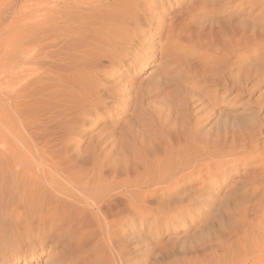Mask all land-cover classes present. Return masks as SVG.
<instances>
[{
    "label": "bare ground",
    "instance_id": "1",
    "mask_svg": "<svg viewBox=\"0 0 264 264\" xmlns=\"http://www.w3.org/2000/svg\"><path fill=\"white\" fill-rule=\"evenodd\" d=\"M260 1L261 6L259 2L251 6L252 13L256 6L261 8L250 21L263 36L264 0ZM244 10L239 8L237 0H52L44 6L42 20L36 18L34 8L30 24L19 21L13 25L8 41L0 38L2 51L11 59L9 68L20 70L9 72V81L21 83L27 79L23 72L29 65L40 64L46 100L51 103L58 92L60 106L58 101L57 104L62 106V109L53 106L60 110L57 115L54 111L50 115L52 109L48 110L49 114L46 112L52 118L49 116L45 124L49 126L53 120L55 126L50 125L53 129L41 128L54 131L53 135L60 134H56V139L55 135L51 137L53 141L41 140L37 136L41 130L28 124L41 157H25L10 144L0 147V194L9 179L13 201L30 203L11 204V209L9 204H0V264H19L20 260L24 264H107L109 261H112L109 264H128L122 241L126 224H131L133 232L143 233L147 227L150 236L159 240L161 237L156 234L160 230L178 231L183 227L181 217L196 213L192 212L191 202L202 198L204 185L209 182L211 187H216L213 170L226 169L238 142L243 140V145L256 151L264 149L260 141L263 125L255 119L239 124L233 114L222 129L215 127L214 134L203 131L213 111L221 108L219 101L224 94L231 95L232 101L239 97L235 58L238 47L242 46L240 40L246 45L255 37L259 39L257 30L249 33L250 28L245 27L251 26L239 19ZM240 22L245 25L242 35L238 32ZM52 39L61 44L58 50L54 49L59 51L56 55L53 46L56 48L59 43ZM35 46L42 53L38 49L33 52ZM57 55L58 60L54 57ZM40 56L44 59L40 58L39 63ZM38 66L35 65L40 69ZM148 69L153 71L144 77ZM4 73L6 66L0 65L1 84ZM28 84L25 86L29 87ZM18 90L10 99L21 95ZM19 99L13 100L17 112L21 111L20 102H27ZM240 125L245 127L242 126L245 137L241 140ZM96 129L100 130L95 132ZM86 135L90 139L88 146L78 154L76 151L77 156H85L86 160L103 155L124 163L121 172L125 177L116 179V186L110 187V191L106 188L108 193L105 191L104 195L101 191L108 180L105 164L96 163L93 168L84 169L67 154L70 144L82 143ZM250 161L255 175L243 179L244 192L261 193L264 199V154ZM195 173L200 177L191 180L189 176L195 177ZM186 178L190 181L178 185L177 180ZM196 182L199 186L192 187ZM162 185L172 187V199L175 198L172 204L163 196L156 201V189L163 188ZM48 186L52 189L48 204H33L28 199L36 202L45 198ZM113 190L127 199L126 207L121 210L129 215L126 219L119 217L120 212L119 216L113 212L114 204L102 203ZM60 195L77 204H61ZM222 203L219 198L207 202L209 211ZM226 205L221 208L227 216L234 217L238 231L230 226L229 238L221 239L207 263L264 264V204L253 210L238 211H230ZM106 209L112 210L110 215ZM11 212L19 214L13 227ZM6 216L11 220H5ZM92 218L97 226L92 224ZM94 240L100 241V245L102 242L106 251L98 250L99 244L95 247ZM209 241L215 240L209 238ZM182 242L175 240L172 250L175 252L179 245L184 247L186 242ZM202 244L200 241L194 249L202 248ZM157 247L159 254H164ZM107 252L114 254L113 260H109ZM104 254L108 261L102 259Z\"/></svg>",
    "mask_w": 264,
    "mask_h": 264
},
{
    "label": "rangeland",
    "instance_id": "2",
    "mask_svg": "<svg viewBox=\"0 0 264 264\" xmlns=\"http://www.w3.org/2000/svg\"><path fill=\"white\" fill-rule=\"evenodd\" d=\"M259 1L260 0H258V1L257 0H237L239 8L245 9L244 11H242L240 13L239 19L243 22L246 21L247 24L251 26V27H249L247 25H246V27H245V25L242 26L243 22L242 23L240 22V24H241L240 29L241 30L238 31V32H240L239 35H242L241 31L244 30L243 27L250 28V29H247L249 31V33H252L253 31L257 30L254 27H252L254 25L251 23V21L259 13V10L261 8V7H259V6H261V3H260L261 1L260 2ZM51 2H52V0H0V10H1L0 11V17H2V21L0 23V31H1L0 32V38L8 41L10 39V35L12 34L13 25L16 26L19 21L21 24H25V23L30 24L32 22V20H31L32 10L34 8H36V13H35L36 18L38 20H42L44 17V6H46L49 3L51 4ZM255 2H259L260 4H258L259 6H256L257 10H255L252 13V11H250L252 9L251 6ZM53 3L56 4L55 1ZM253 7H254V5H253ZM250 19H252V20L250 21ZM249 22H250V24H249ZM24 30H26V29H24ZM250 30H251V32H250ZM260 32L261 31H259V30H257V32H256V35H259V36H257V37H259V39H257L255 37L253 39L254 41H250V43L248 42V44L246 43V45L242 42L244 40L241 37L242 41L240 40V43H241L240 45H242V46L238 47L237 52H236L237 58H235L238 61V62L236 61V64H237L236 69L237 68L238 69L235 72V74H236L235 76H237L238 80L240 81L239 86L237 88L238 93H240L239 97L236 96L235 100L232 101V99H230L231 95L224 94L225 97L223 99H221V101H219V106L221 108H219V109L217 108L215 112L213 111L214 114L210 118L211 119L210 123L203 129L204 133L208 132V130H209V131H211L210 132L211 134H214L216 132V129H217L215 127H218V128L222 127L223 128V126H224L223 123H226L228 118H232L233 114L236 118H238L237 120L239 121V124H245V123H247L246 121H248V120L251 121L252 119L253 120L255 119L256 123H259V124L261 123V126L263 125L262 127H263V131H264V39H263L264 35L261 36ZM40 37H41V35H39V36L37 35V38H40ZM1 39H0V41L2 42ZM32 40H33V42H35L37 40V39H35V35H34ZM52 41L59 43V41L57 42L56 39H52ZM253 42H255V43H253ZM3 44H5L7 46L6 42H4ZM60 45H61L60 43L57 44V47L55 45L56 48H54V46H53V52L55 51V55L58 54L59 51L56 52V50H54V49L58 50V48L61 47ZM37 47L41 48V45H37ZM37 47L35 46V49L33 50V52L38 49ZM38 51L41 52L42 50L38 49ZM31 54L32 53H30V55ZM41 55L43 56V54H41ZM52 55H53V53H52ZM54 57H56L57 60L59 58L58 55L54 56ZM54 57H53V59H54ZM40 58L44 59V57H41V56L38 57L37 62H39V63L41 62L40 60H42ZM57 60H55V61H57ZM10 62H11V59L9 57V54H5L4 51H2L1 46H0V65L6 66V73H4V75H3L4 77L2 80V84L0 83V147L10 144V145H14L17 152L23 154L25 157H31V156L41 157L42 154L40 151H38L36 149V144H35L34 138H32L31 135L29 134L30 129L28 128V124L31 123V126H33V127L35 126L41 130L42 133L37 135L38 137L41 138V140H43V139L48 140L49 139V140L53 141L54 138L56 139L57 135L60 136V134L57 132L56 127H54V130L57 132L54 134L55 137L53 135L54 131H49V130L47 131V128H46V130L42 131V129L43 128L45 129V127L48 126V124L46 125L45 123L47 121H49V119L47 120V118L50 115L51 116L53 115V111H54V113L56 112L54 115H57L60 112V110L59 111L55 110V108L56 109H59V108L62 109V106L59 107L60 106L59 100L61 99V96L59 95L58 92H56L55 94L58 93V96L57 95L54 96L55 95L54 94L53 99L51 100V103H49L48 100H46L47 99L46 98L47 96L45 94L46 93L45 92L46 91L45 90L46 84L43 81L42 72H40V71H42V67L40 64H38L40 66L35 64L36 66H38V68L41 67L40 69H37L34 64H33V66H31L32 64H30V65L28 64L30 66V68H27L28 70H25L23 72L24 75L27 77V79H23L24 81H22L21 83L16 84L14 81H9V78L7 77L8 74H10L12 72L18 73L20 71L18 67L9 68ZM227 65L229 66V63H227ZM38 70H39V72L37 73L36 71H38ZM227 70H229V68H227ZM152 71H153L152 69H148V71L143 74L144 77L148 76ZM25 80H26V82H25ZM29 82H30V85L32 83L31 86L28 84ZM41 82L45 86H43ZM22 84H23V86H22ZM27 84L29 85V87L25 86ZM17 85H20L21 87L20 86L17 87ZM32 86H34V88ZM54 86L56 89V85H54ZM17 89H19L18 93L21 94L20 96H22V93L24 95L22 97H20L17 94L18 98L16 97V98L10 99V97L13 96V94L17 93ZM28 91H29V93H28ZM43 92H45V93L43 94ZM30 94H31V96L32 95L33 96L32 97L29 96ZM236 94H237V92H236ZM25 95H27L30 98H24ZM43 95L45 96L44 99H43V97H44ZM19 98L23 99V100H20ZM14 99H19L20 101H27L26 103L23 102V104H25V105H23L22 102L19 101L21 103V107H20L21 111H19V112H17L15 110L14 102H16V101H13ZM57 99H59V100H57ZM32 101H34V102H32ZM57 101H58L59 106L57 104ZM257 101H259V102H257ZM54 102H56V103H54ZM112 104L115 105V103H112ZM48 105H50V106H48ZM54 105H56V107L53 109ZM44 107H47V108H44ZM51 109H52V111H51L52 114H50L49 116H46L49 114L48 110L50 111ZM230 115H232V116L230 117ZM51 116H50V118H52ZM193 118L195 119V116ZM42 121H45V122H42ZM52 121L50 122V125H52V123H53ZM40 124L46 125V126H40ZM54 124L55 123H53L52 127L55 126ZM49 126H48V129H49ZM242 126L244 127V125H242ZM242 126H241V131H240L241 136L239 137L240 140L243 139V137H245V135L242 133L244 131L245 127L243 129ZM52 127L50 130L53 129ZM99 130L100 129H96L95 132H97ZM45 131H47V132H45ZM213 131H215V132H213ZM43 132L46 134L44 135ZM92 133H94V132H92ZM51 135H53V136H51ZM47 136L49 138H47ZM51 137H54V138L52 139ZM87 137H88V135L85 136L84 141H82V143L74 142V143L70 144V151L67 154H68V157L70 159L73 158L72 160H74L78 164L77 165L78 167L83 166L84 169H91L94 167L93 165H96V163H98L97 165L105 164L104 173L106 172L105 174L108 176V180H107V184L103 188L104 190L101 191L102 195H104L107 192V189H108V191H110L109 190V189H111L110 187L116 186L115 184H116L117 180H121L125 177V174L123 173V171L121 172V170L124 169V165H123L124 163H122V162H121L122 164L117 163L118 161L116 159H114V158L110 159L109 157H107L108 158L107 159L106 157H103V155L101 157L100 156H94V157L90 156V157H87L86 160H84L85 156L80 157L78 155L79 156L78 157L77 156L78 152L80 150H84L88 146L90 139ZM242 141L243 140H241V143L238 142L236 145V149L233 150L232 160L229 162V164L227 166L228 168L226 167V169L224 171H222V170L220 171L219 169L214 168L213 173H212V177L215 178L214 182L216 183V187H214V188L211 187V183L209 184V182L206 185H204L203 195H201L202 198H200V200H195V202H191L193 205V207H192L193 211L192 212H196V213H193V214L191 213L192 215L190 214V215H186V216L181 217L180 222H181V226H183V227L177 229L178 231H175V229H173L172 232H168V230H166V229L160 230L156 234V235L161 237V239L159 240V239H156L157 237L150 236V232H149V229L147 227L145 228L144 232L142 233L140 231L133 232L131 230V224L125 225V228H124L125 233L123 235L122 241L125 244L124 246H125V250L127 252L126 257H127L128 264H208L207 262H209V260H208L209 257L210 258L213 257L211 255L212 251H214V249L218 248L219 244L222 243L221 239L223 237L229 238V232L231 231L230 226H235L236 230L238 231V227L235 224V221L233 219L234 217L227 216L226 211H223L222 208L227 207L226 204H228V207H230V209H231L230 211H232V210L238 211V210H243L246 208L253 210V209L258 208L262 204H264V199L262 198L263 196L261 193L251 194L248 192H244L245 189H244L243 183H242L243 179L245 177H247V176L251 177V176L255 175L254 174L255 169H253L254 166H251L250 160L251 159L256 160L258 155H263L264 149L260 148V149H258V151L253 150L252 147H250V146L246 147L245 145H243ZM260 141H262V144L264 143V135L260 136ZM97 145L101 146V148L105 147V145H101V144H97ZM76 151H77V154H76ZM75 154H76V156H75ZM99 157H100V160H99ZM204 160H206V159H203L202 161H204ZM254 163H260V162L258 161V162H254ZM112 164H114V165H112ZM115 164H116V166H115ZM117 165H118V167H117ZM115 172H117V173H115ZM202 173L205 175L207 174L206 171H203ZM115 174H116V176H115ZM197 174L198 173H195L193 175L195 177L189 176V178L190 179L191 178L198 179L200 177V174H198V177H196ZM203 174H201V175H203ZM112 175H114V176H112ZM111 177H115V178H111ZM189 178H186L187 179V180L185 179L186 181L185 180H177L178 183L180 182V184H178V185H181V183L183 184L184 182H189L190 181ZM191 180H193V179H191ZM194 181H196V180L194 179ZM3 186L4 187L1 190V194H0V196H1L0 204H7V205L9 204L10 209L13 207V205H11V204H30L27 201H25V203L19 202V199H17L16 201H13L14 198H12V196L14 195V192L12 194H10V192H9V188H10L9 179L5 181ZM162 186H163V188L159 187L158 189H156V192H155V193H157V197H156L157 200L156 201L159 200L160 196L161 197L163 196V197H166L167 202H169V203L171 202L170 204H172V201L175 199V198L172 199V195H171L172 190H170V189H172V187H169L167 185H162ZM198 186H199L198 182H196L192 185V187H194V188H197ZM47 189L48 190L45 194V198L39 199L36 202L32 198H28V199L30 201H32L33 204H48L47 202L50 201V199H51L52 189L50 188V186H48ZM151 189H153V188H151ZM208 189L212 190V191L214 189H216V191L215 192H207ZM228 193L230 194L229 196H227ZM119 194H118V190H113L110 192V195L109 196L107 195L105 197V199H103V201H102L103 204H114L113 205L114 206L113 212L116 211L117 216H119L118 212L121 213V210L123 211V209L126 207V204H127V199L124 198L123 195H122V197H123L122 198ZM60 197H61V204H77V203H73L76 201L68 198L67 196L60 195ZM215 198L221 199L223 201V203H222L223 205L222 206L218 205L215 210L210 212L211 208H209V205L207 204V202L214 200ZM65 202H70V203H65ZM21 210H23L22 205H20L18 208L19 212H21ZM117 210H119V211H117ZM107 212H108V215H110L112 210L111 209H110V211L107 210ZM223 212H225V214ZM11 213L12 214H9V216L11 215L10 216L11 219L14 220L15 218H17V219L19 218L18 217L19 214L17 215V212H16V214L15 213L13 214V212H11ZM122 213L119 216L120 218L124 217L126 219L129 217V215H127L126 211L122 212ZM126 215H127V217H126ZM9 216L8 217L6 216L5 220H6V218L8 219ZM20 217H21V215H20ZM228 220H231L234 225L231 222H230L231 224H229ZM7 221H9V220H7ZM14 222H15V220L11 223L12 227H13ZM92 222H94V223H92L94 226L95 225L97 226V224H96L97 221H94L93 218H92ZM223 224H224V227H223ZM139 227H141V226H140V223L138 222L136 225V229L138 228V230H139L140 229ZM235 228L233 227V231ZM209 238H211L212 240L214 239L215 241L214 242L209 241ZM177 239H181V241H183V242L185 241L186 243H184V245L186 246V248L183 244H181V246H184V247L181 248L179 245L177 250L174 252L172 250V247L174 245L175 240H177ZM205 239H207V240H205ZM204 240L207 242L205 243ZM156 241H157V243H156ZM200 241L204 242V244H202V246H201L202 248H199V249L197 248V250L194 249L195 245H197ZM94 242H95V240H94ZM99 243H100V241H99ZM99 243L95 242L94 244H97V245H95V247H97ZM191 243H194V246ZM101 245H102V242H101ZM101 245L99 244L97 249L99 248L98 250L101 251L104 248L102 251H106V249H105L106 246L104 244L102 246ZM103 246H105V247H103ZM157 246H159L163 249L164 254H162V255L159 254ZM215 246H217V247H215ZM155 248H157V250ZM211 248H213V250H211ZM180 249L183 251H181ZM8 251L9 250H7L6 252H8ZM179 251H180V253H179ZM11 253H14V249ZM15 254H18V253H15ZM106 254H109L108 255V256H110L109 257L110 259L108 258L109 260L114 259V257H113L114 254H112L111 252L110 253L107 252ZM106 254H104V257H106ZM219 254H221V252H219ZM104 257H102V259L108 261L107 257H106V259ZM97 260H99V259H97ZM109 262H106V263L109 264ZM110 263H112V261ZM19 264H24L23 260H20ZM31 264H35V262H32Z\"/></svg>",
    "mask_w": 264,
    "mask_h": 264
}]
</instances>
